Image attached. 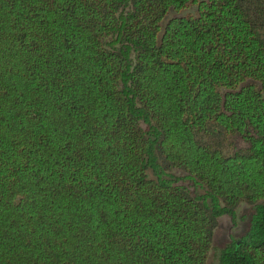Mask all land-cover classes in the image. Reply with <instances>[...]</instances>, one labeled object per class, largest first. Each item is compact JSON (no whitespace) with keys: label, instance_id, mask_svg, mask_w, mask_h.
<instances>
[{"label":"trees","instance_id":"obj_1","mask_svg":"<svg viewBox=\"0 0 264 264\" xmlns=\"http://www.w3.org/2000/svg\"><path fill=\"white\" fill-rule=\"evenodd\" d=\"M264 264V0H0V264Z\"/></svg>","mask_w":264,"mask_h":264},{"label":"rangeland","instance_id":"obj_2","mask_svg":"<svg viewBox=\"0 0 264 264\" xmlns=\"http://www.w3.org/2000/svg\"><path fill=\"white\" fill-rule=\"evenodd\" d=\"M250 207L243 203L237 210L234 220L230 216H221L214 231L213 248L209 255V263L217 264L223 247L230 242L231 238L239 237L247 228Z\"/></svg>","mask_w":264,"mask_h":264}]
</instances>
